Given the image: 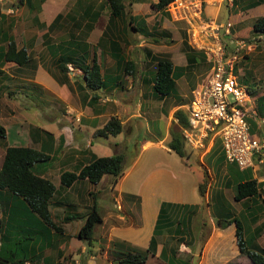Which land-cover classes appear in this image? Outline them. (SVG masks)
Listing matches in <instances>:
<instances>
[{
  "label": "crops",
  "instance_id": "obj_1",
  "mask_svg": "<svg viewBox=\"0 0 264 264\" xmlns=\"http://www.w3.org/2000/svg\"><path fill=\"white\" fill-rule=\"evenodd\" d=\"M4 1L0 0V20L5 16L9 17L5 30L7 33L2 32L3 26L0 27V52L5 50L8 41L13 39L18 48L24 47L27 50L31 60L23 66L9 61L1 67L4 74L0 77V123L6 130V137L0 139V166L5 149L9 146L45 149L49 157L46 162L39 164L38 172L42 177L50 180L56 188L50 206L51 219L56 226L61 227V231L57 233L52 227L44 226L45 224L40 222L34 214L24 212L25 221H33V225L40 228L43 233H40L42 238L37 242L38 255L33 261L28 260L24 264H66L65 257L76 260L77 256L86 252L90 253L87 263L97 264L96 258L102 252L106 256L107 264H117L113 254L115 252L112 246L113 241L126 243L128 248L146 251L152 237L155 238L156 244L152 247V254H148L147 260L152 257L156 262L160 260L161 264H180L179 261L181 264H187L189 256L192 260L194 258L198 260L196 264H250L249 258L239 251L234 224L221 227L219 215L215 213V210L217 207L222 210L220 207L228 202L232 211H236L233 212L234 215L242 222L243 236L247 244L250 247L254 244L263 246L264 228L258 235L254 230L264 221V209L259 211V217L256 220L251 219L246 211L253 212L257 207L264 205V194L256 197L252 202L234 200L233 176L237 166L226 161L219 142L206 153L196 151L202 172H197L195 183L190 184L189 193H187L185 182L189 178L185 174L193 173L191 166L187 164L189 154L184 148L185 155L181 157L169 147L172 133L181 132L182 129L174 112L181 109L186 113L188 102L168 101V97L174 95L176 80L179 76L175 78V88L170 95L160 98L152 92L149 82L152 80L156 67L155 57H166L174 66H180L183 70L198 65L197 59L200 57L190 50L193 55L192 61L188 64L183 51L186 63H175L171 48L174 46V49L178 50L175 45L179 42L169 45L170 41H175L176 38L173 34H169L172 30L162 16L170 20L171 16L166 10H156L152 6L157 0L148 2L128 0L127 4L124 2L125 15L111 21L109 20L110 8L106 0L99 4V8L93 6L92 0H74L73 7L80 5L84 10L88 6H93L95 8L93 11L98 9L100 11L93 29L87 32L85 38L90 44L89 61L94 54L100 65L105 85L94 91L84 89L81 97L75 93L77 98L72 102L73 90L75 92L79 90L77 84L81 80L78 81L77 77L81 75V70L67 63V70L68 64L74 68L73 74L67 71L70 78L69 84H61L57 81L54 58L58 53L56 50L50 53L44 45L42 35L47 32V29H40V24L44 23L48 26L58 13L68 14V18L53 30L56 34L63 32L66 35L65 38L52 39L51 42L54 44H50L56 46L59 41L68 40L70 35L76 37L84 35L86 29L75 25L77 20L82 21L83 24L86 23L87 19L82 20L84 11L80 12V16H75L73 8H71L72 12L66 10L65 5L72 0H44L36 9L34 5L29 6L28 0H18L16 4ZM213 1H206L205 10L211 17H216L221 5L215 2L217 0ZM103 4L105 8H108L105 12L109 14L107 20L102 23L101 30H98L96 24L103 15L101 11ZM144 4H147L149 9L140 12L138 7ZM253 8H262L260 14H264L263 6L258 5ZM32 11H36L34 16ZM25 14L28 16L26 17ZM151 18H153L152 24L149 21ZM166 28L168 29L164 30ZM141 30L151 31L154 37L145 36ZM182 31L184 41L187 42L185 30ZM103 32H106L103 36V48H98L96 43ZM51 33H49L50 37ZM230 38H232L231 34ZM112 42L117 43L118 47L112 46ZM161 45L166 46L164 55L160 54ZM187 45H189L188 42ZM122 59L134 62L135 69L131 73H126L124 63H121ZM181 73L177 72L180 75ZM12 84L16 87L11 88ZM39 86L51 90L60 102L53 104L54 107L60 108L55 114L45 115L38 110L36 101L19 105L17 98L20 92H32L36 89L38 92ZM3 90L5 93L2 95ZM36 97L39 98L38 93ZM43 105H47V109L51 106L50 103ZM112 116L120 120L122 131L117 135L101 137L98 130L102 129ZM143 133L144 137L141 135ZM262 135L264 133L260 134ZM146 136L150 139H146ZM117 153H122L124 156L123 173L117 179L105 174L97 184H92L87 179H78L70 187H61L62 172L78 170L93 154L110 156ZM161 157L164 161L160 159ZM207 157L208 162L205 163L204 160ZM221 159L224 163L223 167L227 169L223 172L222 185L230 189V196L223 187L216 188L220 184L214 183V174L209 167L210 160L216 162ZM260 167L259 172L255 173L252 169L251 171L257 181H264V165ZM208 177L213 180L212 184L207 183ZM202 183L206 184L202 196L208 209V215L204 217L195 214V211L198 212L201 209L202 203L198 202V198H195V194L193 196L192 193L196 184ZM262 191H264V185ZM188 196L192 197L191 201L185 200L189 198ZM11 201L13 198L11 199L6 191L0 193V236L7 231H11L12 235L17 233L16 224L11 222L14 214L9 212ZM93 203L104 213H100L101 221L94 225L91 243L86 241L82 243L83 240L77 236V233ZM246 204L251 205V208L246 209ZM110 206L115 207L119 213H113ZM60 207L73 208V213L81 216L74 219L82 221L78 230L71 224L74 220L63 221V217L68 212L62 215ZM184 210H187L186 214ZM224 212L223 210V215H225ZM200 219L201 225L198 226ZM47 237H53V241L50 243L47 239L43 240ZM196 237H199L198 243ZM71 240L77 242V247H72ZM174 241L179 242L174 244ZM44 242L47 245L50 243L51 253L46 254L48 247L41 250ZM181 251L185 252L181 253L185 255L183 259L178 257ZM173 253H176L179 261L171 260Z\"/></svg>",
  "mask_w": 264,
  "mask_h": 264
},
{
  "label": "trees",
  "instance_id": "obj_2",
  "mask_svg": "<svg viewBox=\"0 0 264 264\" xmlns=\"http://www.w3.org/2000/svg\"><path fill=\"white\" fill-rule=\"evenodd\" d=\"M43 1L44 0H41V2ZM171 1L172 0H157L152 4V6L156 10L164 11L167 4ZM232 1L233 5L238 6L241 4L240 7L243 10H248L264 3V0ZM27 2L30 7H33L31 0H28ZM106 2L110 8V21L120 19L125 15V4L123 0H106ZM93 9H95L93 6H88L87 9L83 10L84 13L82 20L87 19L85 24H83L80 20L75 22L77 27L83 26V29H86L84 31L85 36H87V32H90L93 29L94 23L100 15L99 9L94 11ZM61 15V13H58L48 26L44 23L40 24L41 28L47 29V32L42 35L44 45L47 46L50 53L53 52V48H55L58 53L54 58L55 67L57 68V81L61 84H69L70 78L67 75L68 70L66 64L70 63L75 68L81 70V81L77 84L80 91H84V89L94 91L104 87L105 83L103 81V75L100 72V65L97 63L94 54L91 56V60L89 61L90 44L89 42H86L85 37L70 35L68 40L59 41L56 46L52 45L54 43L51 42L52 39L49 33L53 32V30L57 28V20L61 17ZM136 31H138V29ZM141 31V33L147 37H154L151 31ZM252 32L255 35L264 34V14L255 18L252 24ZM105 35L106 32H103L102 36L98 39L96 43L98 48H103V36ZM111 44L115 48L118 47L117 43L112 42ZM183 45L187 62L189 64V62L192 61V55L196 53V51L191 49L190 46L187 45V42H184ZM30 60L31 59L27 50L24 47L18 48L15 41L10 39L8 41L7 48L0 52V77L4 74L1 67L5 62L11 61L18 66H23L29 63ZM155 61L156 67L152 75V80L149 83L151 84L152 92L155 96L164 98L174 91L175 78L180 75L177 74V72H182L183 68L180 66H174L170 59L166 57H155ZM122 62L124 63L123 67L125 68L126 73H131L132 70L135 69L133 61H125L122 59L121 63ZM243 81L249 83L248 77L244 76ZM251 91L253 92V90ZM261 98L263 101L259 102L257 109L260 116H264V95L258 98V100L260 101ZM174 116L178 119L181 127H185L187 125L186 113L183 110L177 109L174 112ZM121 129L122 125L120 120L117 117L112 116L106 122L104 127L98 130V134H102L104 136L117 135L122 131ZM5 137L6 130L0 123V139H4ZM184 143L185 142L181 132L172 133L169 147L181 157L185 155ZM48 157L49 156L45 153V149H35L27 146H9L5 149L3 161L0 166V193L2 194L3 191H6L11 199L13 198V201H11L10 204L9 212L14 214V219H12L11 222L13 223L15 221L17 233L12 235L11 231H7L6 234L0 236V251L1 253L4 252L7 244H18L16 249H20L21 257H16L14 251H11L9 257H2L0 253V264H24L25 261H33L38 255L36 249L37 242L40 238H42L40 233H43L41 229H38L33 225V221H25L24 212L30 214L35 213L40 222L52 227L57 233L61 231V227H58L53 223L50 211L52 198L54 197L56 188L50 180L42 177L38 172L39 164L46 162ZM123 162L124 156L122 153L110 156H96L93 154L87 163L82 165L78 170L62 172L60 175V185L63 188H67L78 179H87L90 183L97 184L105 174L112 175L114 179H117L123 173ZM234 171L235 179L233 178V180L235 188L233 198L235 201L249 200V202H252V200L256 197H261V190L264 185V181H257L256 178L252 177L251 169L243 171L236 167ZM205 181L206 179L204 182ZM205 186V183L199 184L201 195L204 193ZM93 198H95V195ZM225 207V205H222V207H220L222 210H219L218 207L215 210V213L219 215L218 217L221 222V227L224 228L233 223L235 226L236 242L240 253L249 258L250 264H264V245L260 246L258 244H254L250 247L247 244V240L243 236V225L241 220L236 217L230 209ZM245 208L250 209L251 205L246 204ZM263 209L264 205H261L257 207L256 210L254 209L253 212L246 211V213L251 219L256 220L259 217V211H262ZM223 210L225 211V215H223ZM78 217H81L78 213H68L63 217V221L68 222L77 219ZM99 221H101V214L97 210L96 204L93 203L89 212L85 216L84 223L78 230L77 236L81 240L91 243L94 225ZM263 228L264 221L254 230L256 235H258ZM155 232L157 233V231ZM46 239L50 243L53 241V237H47L43 240ZM25 240L28 242L24 244L23 242ZM50 243L47 245L44 242L41 250H43V248L51 247ZM155 244V238L152 237L148 250L141 251L131 247H126V243L113 241L112 246L115 249V252L113 253L115 262L117 264H145L148 254H152V247H154ZM175 254L176 253H173L171 260L179 261ZM179 263L181 264L180 261Z\"/></svg>",
  "mask_w": 264,
  "mask_h": 264
},
{
  "label": "built area",
  "instance_id": "obj_3",
  "mask_svg": "<svg viewBox=\"0 0 264 264\" xmlns=\"http://www.w3.org/2000/svg\"><path fill=\"white\" fill-rule=\"evenodd\" d=\"M205 3L172 0L165 7L183 24L189 46L202 53L209 66L207 75L191 91L186 105L187 125L181 133L185 144L202 153L219 142L227 162L256 173L264 165V135L256 136L250 130L247 113L255 116L256 111L250 110V90L241 81V68H237L241 51L250 47L243 40H231L229 22L203 20ZM68 70L73 74L72 65L68 64ZM259 121L264 123V116Z\"/></svg>",
  "mask_w": 264,
  "mask_h": 264
},
{
  "label": "rangeland",
  "instance_id": "obj_4",
  "mask_svg": "<svg viewBox=\"0 0 264 264\" xmlns=\"http://www.w3.org/2000/svg\"><path fill=\"white\" fill-rule=\"evenodd\" d=\"M17 1L18 0H5L4 2L5 3L14 2L16 4ZM92 1H93V4H94L93 6L95 8H99L98 7L99 4H102V3L105 2V0H102L101 2H100V0H92ZM145 1L148 2L149 0H145ZM32 2H33L32 4L35 7L34 9H36V8L39 7L41 0H32ZM124 2L127 4L128 0H124ZM215 2L221 5L220 12H219L218 16L211 17L208 13H206V10L204 8L203 15H201L202 19L203 20L208 19L209 23L218 22V23H224L225 24L226 22H229L231 24V26H229L230 27L229 30H230V33H231V36H232L231 40L232 41L235 40V39L243 40L244 43L246 44V46L250 47L247 50L243 49L241 51V53H240V57L241 58L239 59L240 61L237 64V68H241V72L244 74L243 77L247 76L248 79H249V83L248 82H244L242 78H241V81L250 90V95H251V99L252 100L250 102V106L249 107H250L251 111L252 110L256 111V115L253 116L252 114H250V112L247 113V121H248L249 125L251 126V129H250L251 132L254 135H256V136H260V134L264 133V123H261L259 121V118L262 117V116H260V114L258 113L257 106H258L259 102L263 101L262 98L260 99V101L258 100V98H260L262 95H264V34L255 35L252 32V24H253L255 18L257 16L261 15L260 11L262 10V8H260V9L253 8L255 10L250 9L248 11V10L241 9V7H240L241 4L238 5V6L233 5V1L232 0H217ZM210 4H211V2H210ZM4 5L6 6V4H4ZM73 5H74V0L68 2L65 5L66 10L68 9V10H70V12H72L71 8H73V10L75 12V13L74 12L73 13L75 14V16L76 15L80 16V12H83V9H82L83 7H81L80 5L73 7ZM259 5L264 7V3H261ZM27 7L28 6L26 5V9H27ZM108 8H105L104 4L101 6V11H103V13H102L103 15L98 20V22L96 24V27H97L98 30H101L102 23L107 20V15L109 13H107L105 11ZM13 9H15V8H13ZM148 9L149 8H148L147 4H144V5H141V7H138V10L140 12H145ZM15 12H16V10H15ZM134 12H136V11L134 10ZM35 13H36V11H34V12L32 11V16H34ZM61 14H62L61 17L57 20V24H61L66 18H68V14L67 13L66 14L61 13ZM25 16L27 17L28 14L27 15L25 14ZM8 17L9 16H5L4 18H2V20H0V27L3 26L2 27V32L3 31L6 32L5 30H6V25H7V22H8ZM162 18L166 21V23L170 26V28L172 30V33H169V34L170 35L173 34L174 38H176L175 41H170L171 40L170 39L169 41L171 43L169 45H172L173 42H179V44L175 45V47H178V50L174 49V46H172V48H171L172 57L174 58L175 63H177V64H180V63L185 64L186 60L184 58V55L182 54V52L184 51L183 43L185 42L184 41V34H183V31H182V30H184L183 29L184 26H183V24L180 21H176L172 17H171V20L169 18H167L166 16H162ZM149 21H150V24H152L153 18H151ZM40 29H42V28H40ZM167 29L168 28H166L164 30H167ZM36 30H38V29H36ZM61 33H63V32H61ZM61 33L60 34H56L55 32H52L51 33V39H53V40L56 39L57 40V38H59V37L65 38L66 35L64 33L63 34H61ZM82 36L83 37H87V36H85V34L82 35ZM133 38H135V37L133 36ZM168 38H170V37H168ZM225 39L227 41H230V39H228L227 37H225ZM165 49H166V46L161 45V50H160L161 51V53H160L161 55H164L163 51ZM38 50H39V48H38ZM53 50L55 51V48H53ZM179 50L181 51L180 53H179ZM175 54H176V57H175ZM196 54L199 55V57H200V59H197L198 60V65L193 66L192 68H187V69L182 70L181 75H179V77L176 80L177 85H176V89H175V91L173 93L174 95H170L168 97V101L169 100H173V101L177 100V101L183 102V103L189 102V100L191 98V90L194 87H196L202 81V79L207 75V72L209 70V66H208V63L205 61L204 55L202 53H200V52H197V51H196ZM181 55H182V60L180 61V56ZM77 78H78L77 79L78 81L81 80L80 75ZM72 86H74V85H72ZM10 87L11 88H15L16 86L14 84H12V85H10ZM251 90H253V92ZM40 91L42 93H40ZM36 92H37V89L32 91V92H20L18 94L19 98H17V100L19 101V105H24L26 102H33L34 103L36 101V103L38 104V110H41L42 112H44L45 115L47 113H49V114L54 113L55 114V112H57V110L60 109V108H58V106L54 107V105H53L54 103L56 104V103H60V102L57 101V99H56L57 97L51 93V90H49V89L46 90L43 86H39V89H38V92H37L38 95H39V98L36 97V95H37ZM83 92L84 91H80V90H78V92H75V90H73L72 94L74 93V95H73V98L71 99V102L73 101V99L77 98L75 96L76 94H77V96L81 97L83 95ZM3 93H5V90L2 91V95H3ZM10 96H12V94ZM4 97H6V96H4ZM26 97H28V98H26ZM32 99H34V100H32ZM44 103H50L51 106H49L48 109H47V105H43ZM141 135H142V137L145 136L144 133L141 134ZM122 136H123V133H122ZM101 137H104V135L101 134ZM146 139H150V138H148L146 136ZM184 148L187 151V153L189 154L188 157H187V164L189 166H191L192 171H193V173H191V174L189 172H187V174H185L189 178V180H186V182H185L186 188H187V193H189L190 184H194L195 183L194 181H195V177L197 175V172H202V167H201V165H200V163L198 161V153L196 151L192 150L185 143H184ZM160 159L162 161H164L162 159V157ZM204 161H205V163H207L208 162V157ZM209 163H210L209 167H210V169H212V174H214V183L216 182L215 184H220L219 186H216V188L223 187V185H222L223 181H224L223 172L225 170H227V169H225L223 167L224 166L223 160L221 159V160H218L216 162H214L213 160H210ZM216 173H217V176H216ZM251 173H252V177H253L254 173L252 171H251ZM190 176H191V180H190ZM233 178H234V176H233ZM208 182H210L212 184L213 180H211L208 177L207 183ZM223 189L225 191H227L229 196L231 195L230 194L231 191H230L229 188L223 187ZM191 190H192V188H191ZM118 191H121V190H118ZM192 193H193V196L195 194V198H198V202L202 203L201 209L198 212L195 211V214L200 215L202 217H204L205 215H208V211H207L208 209H207L206 204H204L205 203L203 201L204 198H203V196L200 193V189H199V185L198 184H196L195 188H193ZM263 194H264V191L261 190V195H263ZM188 197L189 198H186L185 200L186 201L187 200L191 201L192 197L191 196H188ZM225 206H226L225 208L230 209L232 211V208H231V206H230V204L228 202H226ZM108 207H109V205H108ZM59 210H61L62 215H64L67 212L68 213H73V211H74L73 208L67 209L65 207H60ZM97 210L100 213H102V214L104 213L103 210L101 208H99V207H97ZM110 210L113 213H119L116 210L115 207L110 206ZM211 210H212V208H210V212H212ZM77 211H79V210H77ZM232 212H236V211H232ZM186 213H187V210H184V214H186ZM32 214H34L38 218V216L35 213H32ZM205 219H207V217ZM192 220H194V218ZM200 221H202V220L200 219L198 221V226L201 225ZM14 223L15 222H13V224ZM80 223H82L81 220H74V221L71 222L72 225L77 227V230H78V227H79ZM44 226H46V225H44ZM66 228H67V226H66ZM233 228H234V226H233ZM247 228H248V226L246 225V229ZM43 229L45 230V228H43ZM204 232L205 231L203 230V233ZM199 237L195 238L197 243L199 242ZM201 237H202L201 239L203 240V236H201ZM27 242L28 241L25 240L23 243L25 244ZM57 242H59V241L57 240ZM177 242H179V241H176V242L174 241V244L175 243L177 244ZM82 243H85V242L83 241ZM13 244L14 243L7 244V246L4 249V252L1 253L2 257H9L10 254H11V251H14V254H15L16 257H19V258L21 257L20 249H16V246H18V244H16V245H13ZM71 245H72V247L75 248V247H77V242L75 240H71ZM47 250L48 251L46 252V254L51 253V249L50 248H48ZM181 253H185V252L181 251L178 254V257L180 259H183V257L185 255H183ZM89 256H90V253L86 252V253H82L80 256H77L75 258L76 260L71 259V258L69 260L68 257H65L64 259L67 260L66 264H90V263H87V258ZM187 256H189V255H187ZM96 260H97V264H107L108 263L107 259H106V256L102 252L99 255V257L96 258ZM197 261L198 260L196 258H194L192 260L191 257L189 256V258H187L186 262H187V264L189 262H191V264H196ZM235 261H238V260L235 259ZM145 264H161V261L157 260V262H156V261H154V259L152 257H150ZM232 264H236V263H232ZM239 264H241V263H239Z\"/></svg>",
  "mask_w": 264,
  "mask_h": 264
}]
</instances>
